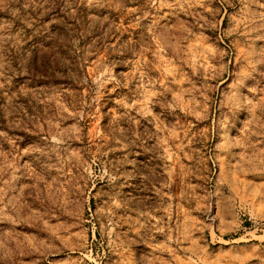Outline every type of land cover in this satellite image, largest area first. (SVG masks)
<instances>
[{
  "label": "rangeland",
  "instance_id": "1",
  "mask_svg": "<svg viewBox=\"0 0 264 264\" xmlns=\"http://www.w3.org/2000/svg\"><path fill=\"white\" fill-rule=\"evenodd\" d=\"M262 202L264 0H0V264H264Z\"/></svg>",
  "mask_w": 264,
  "mask_h": 264
},
{
  "label": "crops",
  "instance_id": "2",
  "mask_svg": "<svg viewBox=\"0 0 264 264\" xmlns=\"http://www.w3.org/2000/svg\"><path fill=\"white\" fill-rule=\"evenodd\" d=\"M262 203H263L262 204V207L264 208V202H262ZM229 253L236 260L243 261V260L248 259L247 258V255L243 251H236V252H234V250L232 249V251H230Z\"/></svg>",
  "mask_w": 264,
  "mask_h": 264
},
{
  "label": "built area",
  "instance_id": "3",
  "mask_svg": "<svg viewBox=\"0 0 264 264\" xmlns=\"http://www.w3.org/2000/svg\"><path fill=\"white\" fill-rule=\"evenodd\" d=\"M212 221H215V220L212 219Z\"/></svg>",
  "mask_w": 264,
  "mask_h": 264
}]
</instances>
